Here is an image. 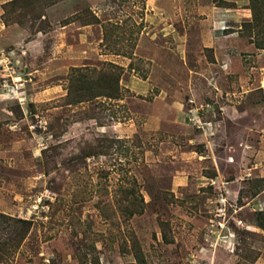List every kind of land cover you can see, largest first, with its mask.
Returning <instances> with one entry per match:
<instances>
[{
  "label": "rangeland",
  "instance_id": "rangeland-1",
  "mask_svg": "<svg viewBox=\"0 0 264 264\" xmlns=\"http://www.w3.org/2000/svg\"><path fill=\"white\" fill-rule=\"evenodd\" d=\"M16 6L20 24L0 19V213L30 227L2 264H264L249 1ZM106 63L118 98L67 104V76Z\"/></svg>",
  "mask_w": 264,
  "mask_h": 264
},
{
  "label": "trees",
  "instance_id": "trees-1",
  "mask_svg": "<svg viewBox=\"0 0 264 264\" xmlns=\"http://www.w3.org/2000/svg\"><path fill=\"white\" fill-rule=\"evenodd\" d=\"M60 0H10L1 4L0 19L4 26L18 23L12 19L15 14L17 3H23L24 8L32 11L34 6L41 7L42 12L35 17L38 19L45 16L43 10L54 5ZM251 19L244 23L250 31H255L251 44L258 49L264 50V0H248ZM27 12V11H25ZM97 20L91 15V20L85 21L83 25L96 23ZM20 24V23H18ZM47 26V25H46ZM110 27V26H109ZM40 31V30H39ZM108 31L103 27V39L107 37ZM118 54L117 51H114ZM120 68L111 63L104 64L98 70L76 69L67 76V86L65 99L67 104H77L91 101L95 98L117 99L118 98V79ZM140 211L136 209L127 210L124 208L121 213L125 219ZM255 225L264 231V211L255 214ZM30 227V222L18 218H12L0 213V264L4 263L9 257L15 254L26 237Z\"/></svg>",
  "mask_w": 264,
  "mask_h": 264
},
{
  "label": "crops",
  "instance_id": "crops-1",
  "mask_svg": "<svg viewBox=\"0 0 264 264\" xmlns=\"http://www.w3.org/2000/svg\"><path fill=\"white\" fill-rule=\"evenodd\" d=\"M7 1H10V0H0V5L7 2ZM221 12H228L226 10H220L219 13H212L211 14V21H213L214 24H217V23H221L222 20H224V18L228 17V14L229 13H221ZM222 16V17H218V16Z\"/></svg>",
  "mask_w": 264,
  "mask_h": 264
},
{
  "label": "built area",
  "instance_id": "built-area-1",
  "mask_svg": "<svg viewBox=\"0 0 264 264\" xmlns=\"http://www.w3.org/2000/svg\"><path fill=\"white\" fill-rule=\"evenodd\" d=\"M11 55L9 53L3 54V52H0V59L4 62V64L8 65L9 59H11Z\"/></svg>",
  "mask_w": 264,
  "mask_h": 264
}]
</instances>
